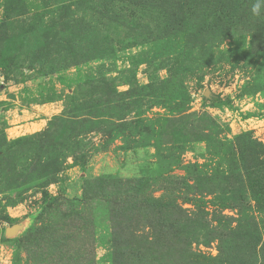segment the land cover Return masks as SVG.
<instances>
[{"label":"rangeland","instance_id":"1","mask_svg":"<svg viewBox=\"0 0 264 264\" xmlns=\"http://www.w3.org/2000/svg\"><path fill=\"white\" fill-rule=\"evenodd\" d=\"M0 0V264H264V3Z\"/></svg>","mask_w":264,"mask_h":264},{"label":"clouds","instance_id":"2","mask_svg":"<svg viewBox=\"0 0 264 264\" xmlns=\"http://www.w3.org/2000/svg\"><path fill=\"white\" fill-rule=\"evenodd\" d=\"M261 3H264V0H258V2L253 6V9H252L253 13L259 14Z\"/></svg>","mask_w":264,"mask_h":264}]
</instances>
